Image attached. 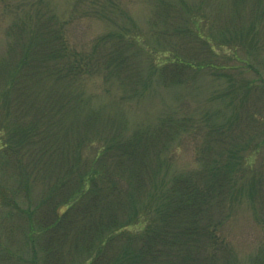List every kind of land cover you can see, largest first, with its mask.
<instances>
[{
    "label": "trees",
    "instance_id": "trees-1",
    "mask_svg": "<svg viewBox=\"0 0 264 264\" xmlns=\"http://www.w3.org/2000/svg\"><path fill=\"white\" fill-rule=\"evenodd\" d=\"M200 1L206 13L214 4ZM40 4L35 24L22 20L9 29L13 41L6 59L0 60V100L8 124L0 150V202L13 209L6 217L13 214V233L22 232L25 261L235 264L218 232L239 196L250 200L264 227V176L253 179L248 191L237 188L239 168L233 160L245 145L232 138L233 124L209 126L198 155L200 168L167 180L172 147L194 122L167 116L128 136L120 123L103 120L102 111L90 106L83 83L101 73L106 82L130 85L121 100L135 96L144 75L134 44L122 33H109L96 41L89 57L72 53L63 32L66 21ZM183 6L154 1L151 37L164 55L155 82L165 88L182 84L189 70L206 65L202 50L191 58L188 42L212 51L204 33L210 17L185 16ZM25 36H30L28 42H23ZM249 94L237 98L242 102L237 114L255 119L254 137L264 130V117L245 106ZM254 147L260 152L264 138ZM85 148L92 150L90 156ZM214 148L219 151L212 158L206 152ZM242 161L241 155L237 164ZM145 216L149 223L141 234L123 232ZM253 264H264V251Z\"/></svg>",
    "mask_w": 264,
    "mask_h": 264
},
{
    "label": "rangeland",
    "instance_id": "rangeland-1",
    "mask_svg": "<svg viewBox=\"0 0 264 264\" xmlns=\"http://www.w3.org/2000/svg\"><path fill=\"white\" fill-rule=\"evenodd\" d=\"M154 1L0 0V60L6 59L8 45L13 41L7 32L14 23L22 20L35 24L38 3L44 5L41 7L43 11L49 10L60 21H66L63 32L69 51L85 58L93 53L101 36L124 34L134 44L138 65L144 75L142 83L137 86L139 92L121 100L123 90L130 85L121 87L116 80L106 82L102 74L97 73L83 83L90 106L102 111L103 120L110 117L116 126L120 123L124 135L128 136L137 129L157 126L167 116L191 118L193 128L181 135L172 147L171 166L165 170L167 180L200 168L198 155L203 149L209 126L233 124L232 138L245 145L233 160L234 168H239L236 171L237 188L252 189L253 179L264 176V147L260 152L253 150L257 140L264 138V130L261 128L253 137L255 119L246 113L241 117L237 114L242 103H238L237 98L251 92L245 106L251 112L258 110L260 117H264V0H239L236 6L232 0H213L214 4L211 2L212 8L208 6L207 13L200 0H185V4H181L183 0H172L177 5H184L185 16L191 18L199 13L210 17L211 23H206L208 27L204 33L207 46L212 51L206 52L208 48L204 46L202 49L200 43L188 42L191 58H196L195 51L202 50L199 55L206 65L202 69L189 70L187 80L182 84L166 88L155 82V72L163 63L164 55L151 37L155 32L150 27ZM186 23L191 22L188 19ZM29 39L30 36H25L23 42ZM7 130L4 101L1 99L0 150L8 137ZM218 151L219 148H214L206 153L215 158ZM85 154L90 156L92 150L85 148ZM241 155L245 161L238 165ZM7 211H13L12 207L1 206L0 202V264H31L25 261L28 255L22 232L13 233V214L6 217ZM148 223L147 216L142 217L123 232L141 234ZM218 233L229 244L235 264H253L255 257L264 251V227L259 224L255 207L247 197L242 199L239 196L235 200L230 217ZM73 264H84V260L78 258Z\"/></svg>",
    "mask_w": 264,
    "mask_h": 264
}]
</instances>
